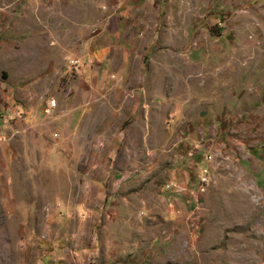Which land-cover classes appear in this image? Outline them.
<instances>
[{"label":"rangeland","instance_id":"rangeland-1","mask_svg":"<svg viewBox=\"0 0 264 264\" xmlns=\"http://www.w3.org/2000/svg\"><path fill=\"white\" fill-rule=\"evenodd\" d=\"M0 16V264H264V0Z\"/></svg>","mask_w":264,"mask_h":264},{"label":"crops","instance_id":"crops-1","mask_svg":"<svg viewBox=\"0 0 264 264\" xmlns=\"http://www.w3.org/2000/svg\"><path fill=\"white\" fill-rule=\"evenodd\" d=\"M51 16H52V14L49 13V18H50V19H51ZM0 18H2V17L0 16ZM65 18H66V20H67V22H68L69 18H68L67 16H65ZM8 23H10V22H8ZM46 23H47V25L45 24V29H44V33H45L44 35H45V36L43 37V40L45 41V43H46V41H48V42H49V41H52V38L54 37L53 34H56V32H53V28H52V26H51V22H50V20H48V22L46 21ZM13 28H14L13 32H18V28H20L19 23L16 24V26L13 27ZM7 29H8V30H9V29H12V27L8 26ZM9 31H10V30H9ZM67 32H68L67 29H61L60 34H64L65 36H67V35H66ZM57 33H58V32H57ZM7 34H8V33H6V30H4L3 35H0V40H2ZM11 34H12V33H11ZM9 36H10V35H9ZM9 36H8V37H9ZM62 39L65 40V37L62 38ZM64 40L61 41V45L65 42ZM51 43H52V44L57 43V45L59 44L58 41H55L54 43L51 42ZM61 45H60V46H61ZM63 47H64V46H63ZM60 48H61V47H60ZM84 50H87V49H82V50H81L82 53H83ZM113 50H114V48H113ZM90 56H91V58H92L93 60H95L97 63L101 64L100 61H109L108 59H109V57L111 56V49L108 48L106 44H103L100 48H98L97 50H95L94 52H92V54H91Z\"/></svg>","mask_w":264,"mask_h":264},{"label":"built area","instance_id":"built-area-1","mask_svg":"<svg viewBox=\"0 0 264 264\" xmlns=\"http://www.w3.org/2000/svg\"><path fill=\"white\" fill-rule=\"evenodd\" d=\"M51 105H53V103ZM8 118H9V116L6 118H3L2 123L5 124L6 120ZM209 159H210V156H205V160H209ZM209 180H210V178H209L208 166L204 165V166H202V169L200 170V172L197 176V181H198V184L196 187L197 193L202 194L206 191L207 185L209 184ZM165 189L172 190L175 193H180L181 191L184 190L183 187H181L180 185H176L172 181L165 184ZM197 193L196 192L192 193V198H193L194 203L197 202V200H198L196 198Z\"/></svg>","mask_w":264,"mask_h":264}]
</instances>
